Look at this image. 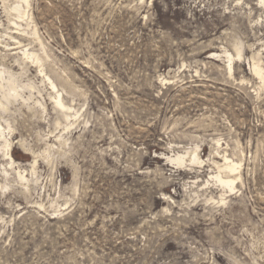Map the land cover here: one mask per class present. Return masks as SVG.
<instances>
[{
  "label": "rangeland",
  "instance_id": "1",
  "mask_svg": "<svg viewBox=\"0 0 264 264\" xmlns=\"http://www.w3.org/2000/svg\"><path fill=\"white\" fill-rule=\"evenodd\" d=\"M258 1L29 0L16 26L0 0V264H264Z\"/></svg>",
  "mask_w": 264,
  "mask_h": 264
},
{
  "label": "bare ground",
  "instance_id": "2",
  "mask_svg": "<svg viewBox=\"0 0 264 264\" xmlns=\"http://www.w3.org/2000/svg\"><path fill=\"white\" fill-rule=\"evenodd\" d=\"M6 1L8 0H2L4 4V10L8 15V21L13 25L20 26V24L16 20H23L27 16V8L29 5V0H12V3L9 5L5 4ZM258 2L260 3V6L261 5L264 6V0H259ZM17 44H19L18 46L20 47V42H17ZM234 51H235L234 53H231L227 50H224L223 54L218 52H211V56L212 58L225 57L227 61V69L230 72L233 69V61L243 56L242 47L240 43L234 44ZM23 56L27 58H33L34 61L37 63L40 62L39 56L33 52L24 51ZM259 56H260L259 53L252 55L251 57L252 63L250 64L249 68L253 74L257 75L260 79H262L263 76L262 72L264 70L262 68L263 66L261 65L262 66L261 67L259 65L261 64L258 62V59L260 58ZM50 84L53 89L56 88L53 82H51ZM18 97H20V92L17 88V85L15 84L14 75L8 69L1 67L0 68V109L6 111L8 109L7 104ZM55 105L64 107L61 99H57L55 101ZM8 140L5 137V128L0 122V142H3L2 149L4 151V154L7 156V158L11 161V164L13 165L14 161L12 160V156L9 150L11 144ZM192 154H193L192 159L194 162L203 161L196 153L193 152ZM170 160L182 162L183 155H178L176 158H170ZM34 163L35 161H33V164ZM215 164L217 166L218 171L215 175H213V177L218 181V183H220V185L228 187L229 190H233L232 185L239 178L238 173L235 172L238 163L234 162L226 155H222L221 163L215 162ZM16 172L21 179H24V176L22 175L21 171L16 170Z\"/></svg>",
  "mask_w": 264,
  "mask_h": 264
}]
</instances>
